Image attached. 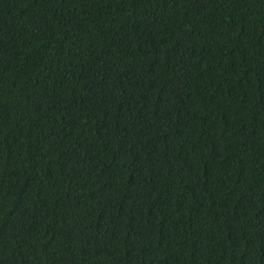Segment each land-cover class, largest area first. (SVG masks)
Returning a JSON list of instances; mask_svg holds the SVG:
<instances>
[{
    "label": "trees",
    "instance_id": "1",
    "mask_svg": "<svg viewBox=\"0 0 264 264\" xmlns=\"http://www.w3.org/2000/svg\"><path fill=\"white\" fill-rule=\"evenodd\" d=\"M0 264H264V0H0Z\"/></svg>",
    "mask_w": 264,
    "mask_h": 264
}]
</instances>
